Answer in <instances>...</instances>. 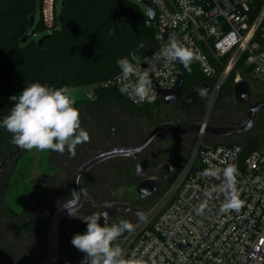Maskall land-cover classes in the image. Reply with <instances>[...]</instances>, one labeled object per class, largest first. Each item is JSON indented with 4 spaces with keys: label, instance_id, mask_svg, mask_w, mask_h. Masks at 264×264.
<instances>
[{
    "label": "built area",
    "instance_id": "2783aa9c",
    "mask_svg": "<svg viewBox=\"0 0 264 264\" xmlns=\"http://www.w3.org/2000/svg\"><path fill=\"white\" fill-rule=\"evenodd\" d=\"M4 1L0 0V7ZM38 1L45 25L55 30L58 21L56 0ZM145 2L151 4L155 13L152 24L158 46L137 66L142 69L155 66L151 79L156 99L151 104H136L122 93L129 105L137 108L154 106L162 100L156 87L170 91L177 86L181 63L165 68L163 61L152 59L154 53L170 42L165 35L174 31V37L186 47L198 50L201 58L194 62L208 80L212 102L241 62L251 70V78L256 81V84L250 81L251 85L264 88V0ZM145 16L149 25L147 13ZM210 54L217 61L227 58L220 75ZM168 71L172 76L167 79L159 74ZM118 75L75 90H83L87 100L95 101L98 91H120ZM242 80L249 79L238 73L234 84ZM224 161L235 164L239 171L236 195L242 206L238 212L221 210L225 202L223 194H213L211 199L205 196L206 190L214 184L219 185L221 180L199 175L210 164L225 167ZM144 214V220L133 223V231L114 242L124 250L126 259H142L144 264H264V153L254 151L244 156L242 144L197 148L187 167Z\"/></svg>",
    "mask_w": 264,
    "mask_h": 264
},
{
    "label": "trees",
    "instance_id": "16d2710c",
    "mask_svg": "<svg viewBox=\"0 0 264 264\" xmlns=\"http://www.w3.org/2000/svg\"><path fill=\"white\" fill-rule=\"evenodd\" d=\"M37 1L5 0L0 7V122L15 104L9 98L21 93L31 83L38 82L56 89L68 85L73 90L103 83L120 73L118 59L128 58L134 62V55L141 60L157 49L156 29L147 24L144 12L132 0H64L62 22L58 20V28L40 46L29 36V30L35 26L31 27V18ZM210 57L220 75L227 58L217 61L211 54ZM238 73L256 84L251 78V70L241 62L219 95L233 96ZM183 78L182 96L208 82L195 62L191 64V72L184 70ZM110 97L128 104L117 89L98 91L95 101L85 102H100ZM209 100L210 97L194 106L204 109ZM129 106L141 112L153 108ZM8 134L0 126V151L6 147ZM260 146L256 137L247 139L244 156L259 150ZM181 171V166H176L167 185Z\"/></svg>",
    "mask_w": 264,
    "mask_h": 264
},
{
    "label": "flooded vegetation",
    "instance_id": "af4514ba",
    "mask_svg": "<svg viewBox=\"0 0 264 264\" xmlns=\"http://www.w3.org/2000/svg\"><path fill=\"white\" fill-rule=\"evenodd\" d=\"M208 97L209 88L192 105H187L183 100L184 96H182L173 106L166 105L163 100H160L150 111L140 113L143 115V126L130 134V137L137 142L136 144H113L110 148H105L104 142H108V138L98 141V139L90 137L89 139L91 142L93 141L95 149L91 150L92 144H89L88 147L87 145L84 146V142L79 147L80 149L75 150L74 155L69 153L58 155L56 166L54 165L53 168H61V176H58V178L53 177L52 179H42L41 186L43 190L35 195L27 196L23 212L18 213L9 205L6 208L0 206V219L3 215L7 218L5 229H0V264H41L43 262L48 254V234L53 218L62 206L74 201V193L71 187L73 175L90 157L117 147L135 148L142 144L152 131L159 126L173 124L182 129L192 128L196 124L187 123L188 118L191 117V114H198L202 110V108L194 105L201 100H206ZM262 101H264V96H253L254 104ZM243 108L245 109L244 112L236 111L234 113L235 118L230 126L238 127L243 123L240 124L238 121L243 116L244 120L246 118L247 109ZM153 109H156V111L152 112ZM152 115L154 116L153 120ZM259 116L264 119V110L258 113L257 119ZM195 135L177 136L162 133L156 138L155 143L138 157V160L143 167L149 169L157 168L164 163V160L160 162L158 159L166 152L169 141L174 140L177 146L185 148L192 142ZM240 135L242 134H232L225 137L208 135V140L216 145V143H224L223 141L232 140ZM10 148L8 146L6 150L0 151L2 152V157H0V202L3 199V192L9 188L8 181L13 178L16 166L24 153L19 154L20 148L18 147L16 151L10 152ZM13 157H16L14 163H12ZM77 159L81 160L78 164H75ZM7 166L11 168V172L5 175L4 169ZM134 167L133 158H115L94 167L84 174L81 184L89 196L85 198L81 208L73 213L76 216L67 214L61 220L59 225L60 249L55 264H81L84 259L85 253L78 251L71 243L74 234L86 232L87 224L81 219L82 217L98 214L102 210L101 206L122 203L128 204L135 210L119 213L115 223H118L121 219H127L132 222L135 219L138 220V212L145 213L146 210L154 206L160 195L165 192L168 181L161 184L155 195L146 199H141L138 194L134 199L117 200L111 198L110 194L114 187L119 188L127 180H130L131 176L134 177L132 174ZM70 169H73L72 174H70ZM134 178L138 182L142 181L141 178Z\"/></svg>",
    "mask_w": 264,
    "mask_h": 264
},
{
    "label": "clouds",
    "instance_id": "9594fccd",
    "mask_svg": "<svg viewBox=\"0 0 264 264\" xmlns=\"http://www.w3.org/2000/svg\"><path fill=\"white\" fill-rule=\"evenodd\" d=\"M200 58L198 50L186 47L175 37L152 57L155 61H163L165 68L179 62L188 72H191V64ZM116 63L120 69L116 80L121 85V93L126 94L136 104L153 103L156 95L151 74L156 70L155 66L142 69L137 66L139 62L134 64L128 58H120ZM159 74L165 79L172 76L171 71ZM73 91L68 85L56 89L38 82L31 83L21 93L9 98L15 104L0 122V126L12 134L11 142L22 150L36 149L63 154L67 147L69 154L74 155L76 146L87 142L89 135L81 127L80 112L75 107ZM204 162L208 163L207 159ZM224 163L226 166L223 168L210 164L199 175L221 180L219 185L214 184L206 190L205 196L211 199L213 194H223L225 202L221 210L238 212L242 206L236 195L239 171L235 164L227 161ZM69 215L76 216L70 212ZM103 216V224L99 223L101 214L80 217L87 224L86 232L74 234L71 243L77 250L85 253L81 264H144L142 259H126L124 250L118 243H114L125 232L133 231L135 225L127 219L109 224L107 213ZM137 218L144 220L146 217L143 212H138Z\"/></svg>",
    "mask_w": 264,
    "mask_h": 264
},
{
    "label": "rangeland",
    "instance_id": "374dc122",
    "mask_svg": "<svg viewBox=\"0 0 264 264\" xmlns=\"http://www.w3.org/2000/svg\"><path fill=\"white\" fill-rule=\"evenodd\" d=\"M63 1L64 0L55 1V12L58 18L62 15ZM132 1L138 5L146 15L147 9L143 6V2H145V0ZM34 17L35 26L33 29L29 30V36H31L33 40L39 42L42 38L51 35L54 30L52 28H48L45 25L39 1L36 3ZM57 22L58 21H56V29L58 28ZM149 25L154 27L152 23H149ZM252 93L255 97L258 95L264 96V88H260L255 85L253 88L252 85ZM73 98L76 101L75 107L78 108L80 112L81 127L88 133L89 138H95L96 140L98 139V141H103L108 138L109 141L104 142L105 148H110L113 146V144L125 145L127 143H137L134 138L132 139L130 137V134H132V132L137 128L143 126V115L140 113L144 112L132 110L128 104L116 97H110L100 102H85L87 99L83 90H74ZM244 110L245 109L243 106L241 107L240 105L236 104L233 96L226 97L221 94L218 95V97L213 102L210 99L207 106L198 114H191V117L188 118L187 123L230 126L235 118L234 113L236 111L244 112ZM155 111L156 109L152 110V112ZM153 119L154 116L152 115V120ZM243 120L244 116L238 119L240 124L243 122ZM251 137H256L259 140L261 146L257 151L264 153V119L262 116L258 117L255 126L250 132L235 137L232 140L223 141L224 143H216V145H244L245 141ZM11 139L12 134H8L5 150L9 146L11 147L10 152H14L17 150V147L11 142ZM83 143L84 142L78 144L75 150L80 149L79 147L82 146ZM89 144H92L91 150L95 149V145L93 141H90V139L85 142L84 146L87 145L88 147ZM211 146H215V144L208 140V135L206 134L202 135L201 138L198 135H195L192 142L185 148H180L177 146V143L172 140L169 141L166 152L161 156L160 159H158V161L161 162L164 160V163L170 162L173 166H175V169L176 166H181L182 170H184L187 167L189 161L192 159L197 148L202 149ZM1 153L2 152H0V157H2ZM20 153H23L22 157L16 166L13 178L8 181L9 188L3 192V199L0 202V206L3 208H6L9 205L18 213L23 212L25 206L24 203L27 196L35 195L39 191L43 190L41 186L42 179H52L53 177L58 178V176H61L62 174L61 168H53L57 162V156H61L62 154L53 151H39L36 149L26 152L25 150L20 149L19 154ZM64 153H69L67 147ZM16 157H13L12 163H14ZM80 160L81 159H77L75 164H78ZM10 169L11 168L8 166L4 169L5 175L10 174ZM70 170V174H72L73 169ZM122 178L125 179L124 177ZM134 179L135 178L131 176L130 180H127L123 186H120L119 188L114 187L110 194L111 198L117 200L136 198V187L139 182ZM135 220L132 221V223H135ZM6 222L7 218L5 215H3L0 219L1 230L5 229Z\"/></svg>",
    "mask_w": 264,
    "mask_h": 264
},
{
    "label": "water",
    "instance_id": "95a60500",
    "mask_svg": "<svg viewBox=\"0 0 264 264\" xmlns=\"http://www.w3.org/2000/svg\"><path fill=\"white\" fill-rule=\"evenodd\" d=\"M143 6L147 9V18L150 23H154L155 13L154 10L149 2H143ZM59 23L63 20V15L59 18ZM35 25V17L32 16L31 18V27ZM176 31L166 34L165 39H171L175 36ZM48 38V36L42 38L38 44L42 46L44 40ZM25 42V40H24ZM135 59L134 62H139L140 59L134 55ZM184 66L180 64V71L181 76L179 78V82L177 86L170 90L164 91L159 89L157 90L161 95L162 100L166 105H175L178 100L182 97L183 89L185 86V81L183 78L184 73ZM208 89L207 84H204L197 90L187 94L184 96L183 100L187 105H192L197 102L203 93H205ZM233 98L236 104L243 106L247 109V115L243 123L238 127L232 126H215V125H207V124H196L193 125L192 128L182 129L176 125L170 124L167 126H159L155 128L152 133L145 139V141L135 148H128V147H117L113 148L107 152H100L92 157H90L81 167H79L72 178V191L74 192V201L64 205L58 211V213L54 216L53 221L51 223L49 234H48V241H49V248L48 254L43 260L41 264H55L60 249L59 243V225L61 220L70 213L77 212L86 197L89 195L85 192L82 184L81 179L88 171L93 169L94 167L115 159V158H133L135 167L132 169V174L134 177L141 178L136 187V193L141 199L149 198L155 195L158 192L159 187L162 183L168 181L173 177L175 166H173L170 162H165L162 165L158 166L154 169H149L143 167L138 157L152 144L155 143L156 138L162 134L167 133L170 135H177V136H186L189 134H196L200 138L202 135H213L216 137H225L230 136L232 134H245L252 130L254 127L255 121L257 119L258 113L261 110H264V101L253 103V93H252V85L248 80H242L239 83H236L233 87ZM172 131V132H171ZM110 205V206H109ZM102 210L99 211L98 214H101V219L99 223L103 224L105 222V218L103 216L104 213H107V222L109 224L115 223L117 215L123 212H129L131 210H135L130 207L128 204L122 203H114L108 204L106 206H101Z\"/></svg>",
    "mask_w": 264,
    "mask_h": 264
},
{
    "label": "crops",
    "instance_id": "0c3cea01",
    "mask_svg": "<svg viewBox=\"0 0 264 264\" xmlns=\"http://www.w3.org/2000/svg\"><path fill=\"white\" fill-rule=\"evenodd\" d=\"M248 81L250 82V80H248ZM255 86L259 87L258 85H255ZM253 88H254V86H253Z\"/></svg>",
    "mask_w": 264,
    "mask_h": 264
}]
</instances>
